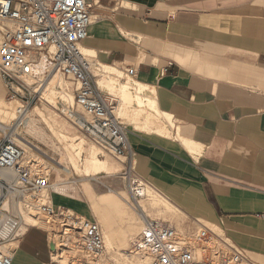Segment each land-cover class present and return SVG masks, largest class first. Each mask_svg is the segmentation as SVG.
<instances>
[{
    "label": "crops",
    "instance_id": "1",
    "mask_svg": "<svg viewBox=\"0 0 264 264\" xmlns=\"http://www.w3.org/2000/svg\"><path fill=\"white\" fill-rule=\"evenodd\" d=\"M87 2L89 63L122 77L133 69L132 83L118 85L143 102L120 110L98 90L130 123L131 154L120 165L179 211L150 206V220L183 232L209 224L264 264V0ZM13 119L0 109L2 127ZM115 174L83 176L116 190ZM16 245L13 264H50L43 230L30 228Z\"/></svg>",
    "mask_w": 264,
    "mask_h": 264
},
{
    "label": "built area",
    "instance_id": "2",
    "mask_svg": "<svg viewBox=\"0 0 264 264\" xmlns=\"http://www.w3.org/2000/svg\"><path fill=\"white\" fill-rule=\"evenodd\" d=\"M91 22L87 0H0V78L9 101L23 99L19 115L36 98L40 74L53 72L68 80L87 117L72 113L73 124L101 153L121 158L131 154L128 130L115 116V107L100 96L81 51ZM124 75L132 79L133 69ZM40 160L27 158L7 134L0 139V264H12L2 247L16 243L30 228L41 229L38 220L48 227L41 230L53 247L50 264H57L53 254L64 257L66 264H100L105 251L100 227L49 202L56 183ZM124 176L135 207L147 185L129 173ZM24 212H33L34 225L25 221ZM127 252L141 255L147 264H252L243 250L205 226L179 233L147 218Z\"/></svg>",
    "mask_w": 264,
    "mask_h": 264
},
{
    "label": "bare ground",
    "instance_id": "3",
    "mask_svg": "<svg viewBox=\"0 0 264 264\" xmlns=\"http://www.w3.org/2000/svg\"><path fill=\"white\" fill-rule=\"evenodd\" d=\"M81 51L82 53H86L83 49H81ZM43 63V60H41V67L44 66ZM90 72L94 77L97 90L100 92L106 91L110 94L114 93L117 96L121 107L120 110H125V108L131 104H138L139 106L142 105L143 102L140 100V98L135 96L133 92H130V84L118 86L117 81L111 78V75H119L114 71V69L112 70L108 67H102V74H99L90 67ZM59 81L60 80L58 79V76L56 74L53 75L51 80L48 81L49 83L47 82L46 87L42 90L44 100L46 101L47 99L48 101H46L47 104L52 102L51 96L54 95V91L50 89V86L58 85L61 88V82ZM138 88L141 89L140 86H138ZM61 89L62 90L59 93V97L61 102L65 105L61 114H63V116H67L69 119H73L74 116L72 115V109L75 103L73 96L69 91H65L63 88ZM6 105V102L3 100V91L0 89V109L11 112V114H13L16 119L21 117V115L18 114L19 110H21L17 108L18 105ZM47 111H49L47 112L48 117L40 110L33 109L32 114L36 115L38 120H34L28 114H26L20 121L17 129L14 131V135L19 136L23 132H30L31 128H33L36 133L44 134V129H47L51 133V136L56 139L59 144H61V147L66 154L67 162L74 168L75 172L85 174L117 172L115 171L116 166L114 164L112 169H108V160L98 159L97 155L99 152L95 147H89L86 150L84 148V141L82 139H80L76 144L77 138H75V135L70 133L71 128L68 126L67 122L64 119H61L55 111H50L49 108ZM116 113H118V111L115 110V116H117ZM37 121L42 123L44 128L38 127ZM9 129L0 125V138L6 134ZM22 148L24 149L27 158L35 157V155L38 154V149L34 147L31 142H23ZM83 154L86 155L82 160ZM83 187L84 192L91 199L92 211L97 218L96 223L101 230L105 249L104 253L108 254L111 252V250L113 251L114 249H117V264H147L146 260L141 255L129 254L127 252L129 249V240H132L138 236V234L144 228V221L142 218H140L138 214L130 212L118 196L107 194L100 197H95L89 192V190L86 188V185ZM144 193L145 197L142 198L144 200L137 202V205H135V207L141 212L140 214H142L143 218L146 219L149 217L148 209L150 206L162 207L165 213L170 215L173 214L174 211H178L169 201L162 197L157 191L152 189V187L147 185V187L144 188ZM69 213H71V211H69ZM23 217L30 225H34L36 223L33 212H24ZM37 225L40 228L47 227L45 222L42 220H38ZM16 250V243H11L2 247V252L11 259L13 258ZM52 258L54 263L66 264V259H64V257L59 259L53 254ZM104 258L105 257H103V255L99 258L100 264H105L104 262L106 261Z\"/></svg>",
    "mask_w": 264,
    "mask_h": 264
},
{
    "label": "rangeland",
    "instance_id": "4",
    "mask_svg": "<svg viewBox=\"0 0 264 264\" xmlns=\"http://www.w3.org/2000/svg\"><path fill=\"white\" fill-rule=\"evenodd\" d=\"M83 54L86 55V53H83ZM89 64H90V67L92 70L96 71L99 74H102V68L101 67L96 68L92 65V63H89ZM53 74H54L53 72H50L49 74L45 73L44 76L41 74L39 75V78H37V79H40V81H42V82L40 85L34 86V88L36 90V98L34 100H31L29 108L21 115V117H19L18 119L11 120V122H10L11 128L6 133L7 136H10L12 138L13 142L15 144H17L18 146H20L21 148H22L23 142L27 141V142H31L32 145L38 149V154H36L35 157H38L39 160L40 159L42 160V161L41 160L40 161L49 170L50 180L53 181L54 183H56L55 192L49 194V198H48L49 202L53 206L58 207L61 210L71 211L72 213L77 214L78 216H80V217H82L88 221L96 222L97 218L94 215L92 208H91V205H90V201L86 197L84 190H83V186L85 184H87L88 186H90L91 190L93 191V193L96 196L107 195V194L108 195L114 194L117 196H121L122 197L121 200L125 204L126 208L130 212L138 214V216L141 218V216H142V214H140L141 212L136 207H134V205L131 203V200L129 198V194L127 192V183H126L124 175L126 173H129L130 170L128 169V167H127V169L125 168V170H124L123 169L124 167H122V165H120L119 160H121L122 157L121 158H114L110 155H106L104 153H101L100 150L87 137H85L78 130V128L73 124V119H69V118H67V116H65V115L63 116V114H61L65 105L61 102V99L59 97V93L62 90L61 88H63V89H65V91H69L72 94L73 99H74L75 89L72 86V84L68 80H66L62 77H58V79L60 80L59 82H61L62 87L60 88L58 85L50 86V89L54 91V95L51 96L53 103L51 102L50 104L49 103L47 104V102H48L47 99H46L47 102L44 100V96L42 95V90L46 87L47 82L51 80V77L53 76ZM117 77L121 78L122 76L119 74V76H117ZM125 82L132 83L130 78H127L124 76V77H122L121 80L119 79L117 81V84H122ZM0 89H2V91H3V100L6 102V104H7L6 106H11V105L17 106L18 105L17 108L18 109L21 108V106L23 105V103H22L23 99H18L15 101H9L7 99V91L4 87V83H3L1 78H0ZM111 95L113 98L117 99V96L114 93H112ZM119 106L120 105L118 104V107ZM48 108L50 111L51 110L55 111L60 116L61 119H64L67 122L68 126L71 128L70 133L72 135H75L76 136L75 138H77L76 144L79 142L80 139H82L84 141V148L86 150L89 147H95L99 152L97 155L99 160H108V162H110L111 164H114L116 166L117 174L111 176V178L115 181H119V183L120 182L123 183V184H121L120 189L113 190V189L108 188V189H110V191H108L107 188L106 189H103V188L99 189L96 185L91 183V181H90L91 179L83 176L85 173L84 174H82V173L78 174L77 172L72 171L73 168L67 162L66 154H65L64 150L62 149L61 144H59L58 141L51 136V133L47 129H44V134L36 133L35 130L33 128H31L30 132H23L19 136L14 135V131L17 129L20 121L22 120V118L26 114H28L34 120H38L37 116L32 114V110L38 109L41 112H43L44 114H46V116L48 117V113H47V112H49V111H47ZM30 111H31V113H30ZM72 113L78 114V115H83V112L76 105V103H74V105H73ZM116 115H117L116 117L118 119L120 118L119 120L121 123H123V125H129L130 124L126 119L121 117V113L119 111H118V113H116ZM84 117H86V116H84ZM37 122H38V124H37L38 127L44 128L42 123H40L39 121H37ZM130 127H131V129H133L132 125ZM127 130L129 133L130 128H127ZM85 155L86 154L82 155V160L84 159ZM81 163H82V161H81ZM121 171H124V172H121ZM91 174L94 175V174H100V173H91ZM96 178L97 177H95V179ZM122 185H123V187H122ZM146 185H148V184H146ZM143 200L144 199H140V200H138V202L143 201ZM147 219H150V218L148 217ZM45 225H46V223H45ZM203 225L205 227L209 228L210 230H212L213 232H215L217 235L222 236L220 229L213 228L209 224H203ZM197 227L198 226H195V228H197ZM41 229H46V227H44V228L42 227ZM176 229L179 230L178 231L179 233H185V232H180V231H182V230H180V228H176ZM45 236H46V233H45ZM133 240H134V238L132 240L131 239L129 240L128 247H130V244ZM241 248L243 249L244 252H246V249H244L243 247H241ZM245 255L248 257L249 261L252 264H261V262L255 260L250 255H248L247 252L245 253ZM103 257H105L104 258L106 261V262H104L105 264H117L116 258H118V250L114 249L113 251L111 250V252L108 254L104 253Z\"/></svg>",
    "mask_w": 264,
    "mask_h": 264
},
{
    "label": "water",
    "instance_id": "5",
    "mask_svg": "<svg viewBox=\"0 0 264 264\" xmlns=\"http://www.w3.org/2000/svg\"><path fill=\"white\" fill-rule=\"evenodd\" d=\"M49 250H50V251H52V250H53V247H52L51 245L49 246Z\"/></svg>",
    "mask_w": 264,
    "mask_h": 264
}]
</instances>
